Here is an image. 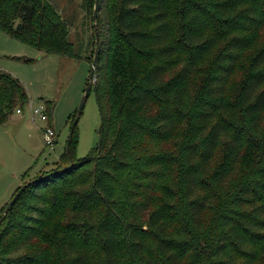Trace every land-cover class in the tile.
Segmentation results:
<instances>
[{"label": "trees", "instance_id": "obj_1", "mask_svg": "<svg viewBox=\"0 0 264 264\" xmlns=\"http://www.w3.org/2000/svg\"><path fill=\"white\" fill-rule=\"evenodd\" d=\"M95 1L99 142L77 158L75 127L70 156L26 172L0 264H264V0ZM71 26L51 0H0V32L44 54L72 57ZM28 103L0 71V125Z\"/></svg>", "mask_w": 264, "mask_h": 264}, {"label": "rangeland", "instance_id": "obj_2", "mask_svg": "<svg viewBox=\"0 0 264 264\" xmlns=\"http://www.w3.org/2000/svg\"><path fill=\"white\" fill-rule=\"evenodd\" d=\"M51 2L56 3L60 14L65 13L66 18L72 22L69 29L73 44L72 57L44 54L0 32V71L16 79L24 87L29 99L22 114H16L15 110L8 121L0 125V214L11 201L16 189L22 185V177L26 172H29L27 179H32L41 172L51 170L64 157L71 116L75 113L77 115L91 69V35L94 25L97 31L96 20L93 22L91 16L84 12L82 0ZM115 4L116 0L109 3L112 7ZM263 43L264 32L258 45ZM251 54L252 51H249L245 56ZM104 60L105 55L101 54L98 65H102ZM246 64V60H243L241 69L233 77L232 91L243 78ZM94 83L93 78L92 86ZM46 103L52 106L49 121L47 122V118L45 122L33 118V109L41 106L45 109ZM48 125L51 126V131ZM99 127L100 116L94 94L91 93L76 125L77 158H84L97 146ZM44 129L54 133L55 142L52 146L47 147L44 142ZM178 139L179 137H174L168 143L166 151L172 152ZM221 157L222 150L218 149L211 163V170L217 167ZM251 160L252 157L243 154L230 185L238 180ZM170 172L173 175V169ZM171 173H168L170 177ZM169 188L172 190L171 184ZM231 188L233 186L229 187ZM66 215H70L69 211H66ZM59 236L60 234L57 238Z\"/></svg>", "mask_w": 264, "mask_h": 264}, {"label": "water", "instance_id": "obj_3", "mask_svg": "<svg viewBox=\"0 0 264 264\" xmlns=\"http://www.w3.org/2000/svg\"><path fill=\"white\" fill-rule=\"evenodd\" d=\"M95 20H96V14L94 13L93 22H95ZM94 33H95V45H96L95 54H94L93 60L91 62V69H90V73H89V76H88V79H87V82H86V86H85V89H84V92H83V97L81 99L79 108L77 110L76 118L73 121L71 129H70V134H69V138H68V142H67V146H66V154L68 156H70V143H71V138H72V135H73V131H74V129H75L77 123H78V120H79V118H80V116H81V114L83 112L86 100H87V98L89 96V93H90V91L92 89V80H93V77H94V70H95L96 61H97V49H98V35H97L96 29H95V25H94ZM30 183L31 182H29L28 184H30ZM17 196H18V194L16 196H14L11 199V201L7 204V206H6V208H5L4 212H3V217H5L8 214V212L11 210L12 206L14 205V203L16 201V197Z\"/></svg>", "mask_w": 264, "mask_h": 264}, {"label": "built area", "instance_id": "obj_4", "mask_svg": "<svg viewBox=\"0 0 264 264\" xmlns=\"http://www.w3.org/2000/svg\"><path fill=\"white\" fill-rule=\"evenodd\" d=\"M45 109L44 106L38 107L33 109L31 115L33 118H37L38 120L45 122L46 121V115H45ZM17 114H20L21 111L20 110H16ZM54 139H53V133L50 132L49 130L47 131V129L44 131V142L46 144L47 147L52 146L54 143Z\"/></svg>", "mask_w": 264, "mask_h": 264}, {"label": "crops", "instance_id": "obj_5", "mask_svg": "<svg viewBox=\"0 0 264 264\" xmlns=\"http://www.w3.org/2000/svg\"><path fill=\"white\" fill-rule=\"evenodd\" d=\"M17 114V113H16ZM20 114H22V111H21V113ZM19 115V114H18ZM49 126V125H48ZM46 129H44V131H45ZM54 134V133H53Z\"/></svg>", "mask_w": 264, "mask_h": 264}]
</instances>
